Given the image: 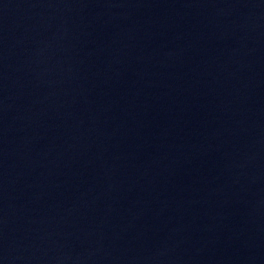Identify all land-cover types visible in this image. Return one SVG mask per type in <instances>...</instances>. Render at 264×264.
Masks as SVG:
<instances>
[{
  "label": "water",
  "instance_id": "95a60500",
  "mask_svg": "<svg viewBox=\"0 0 264 264\" xmlns=\"http://www.w3.org/2000/svg\"><path fill=\"white\" fill-rule=\"evenodd\" d=\"M0 264H264V0H0Z\"/></svg>",
  "mask_w": 264,
  "mask_h": 264
}]
</instances>
